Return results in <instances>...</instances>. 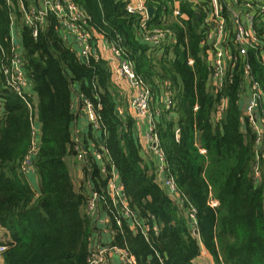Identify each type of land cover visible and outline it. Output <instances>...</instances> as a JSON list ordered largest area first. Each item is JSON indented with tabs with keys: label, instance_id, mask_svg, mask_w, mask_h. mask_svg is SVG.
Masks as SVG:
<instances>
[{
	"label": "trees",
	"instance_id": "16d2710c",
	"mask_svg": "<svg viewBox=\"0 0 264 264\" xmlns=\"http://www.w3.org/2000/svg\"><path fill=\"white\" fill-rule=\"evenodd\" d=\"M30 1L25 0L26 6ZM71 1L88 17L89 32L121 49V60L131 61L137 78L149 88L154 135L179 199L174 201L160 185L156 167L147 165L136 119L119 114L124 99L109 62L80 57L54 15L39 26L35 38L24 23L20 0L11 5L0 0V226L10 238L3 263L87 264L95 230H100L87 213L90 197L97 193L99 208L110 219L112 241L104 246L128 251L136 264H198L203 256L214 264H264V160H257V137L239 104L242 73H235L222 90L212 85L196 33L197 12L186 0H179L187 16L180 21L172 15L174 0L147 1L156 9L148 29L168 27L176 33L172 54L169 47L156 50L161 54L149 52V44L140 39V17L128 12V0ZM12 16L32 109L7 87L1 71L14 47ZM260 28L264 32V24ZM250 63L264 90L262 63L255 56ZM77 93L80 101L97 107L105 149L106 173L90 158L84 168L88 190L83 189L85 182L76 186L71 164ZM223 99L226 109L217 122ZM36 124L40 138L32 157L38 183L34 190L23 164L34 147ZM88 134L93 139V131ZM112 167L146 234L123 213L118 216L107 191ZM211 199L217 207L210 205Z\"/></svg>",
	"mask_w": 264,
	"mask_h": 264
},
{
	"label": "built area",
	"instance_id": "2783aa9c",
	"mask_svg": "<svg viewBox=\"0 0 264 264\" xmlns=\"http://www.w3.org/2000/svg\"><path fill=\"white\" fill-rule=\"evenodd\" d=\"M12 1L8 0V4L11 5ZM147 1L139 0L137 3H133L128 0L127 10L129 13L140 17V25L143 29L140 35L149 44V52L156 53L159 48L169 47L172 53L177 43L176 33L168 27L164 29H148V21L151 19L148 17ZM186 3L197 12L199 25L196 33L201 36V45L207 55V64L211 69L210 78L212 85L222 90L226 83L230 84L233 82L235 73H242L243 75L239 104L249 127L257 137V160H264V152L261 151L264 140V90L262 85L254 80L253 66L250 63L251 57L255 56L264 67V32L260 28L264 24V0H186ZM20 5L21 11L24 12V23L33 29L35 38L38 37L39 26L44 23L49 15H54L61 25L64 38H72L74 46L79 47L77 52L80 57L86 60L91 57L100 59L93 48V36L88 30V17L71 0H31L28 6H26L25 0H20ZM179 6L180 2L178 1L173 14L174 18L178 21L187 19V16L181 13ZM14 23L15 19L12 16L11 28L13 31ZM15 40L18 39H12V42L14 43ZM109 44L114 57L120 61L116 74L132 82L135 95L131 105L136 111L137 122L141 124L148 123L150 126L147 137L148 145L151 152L159 159V171L162 172H160L158 181L171 196L179 197L178 187L174 179L169 178L167 175L163 176L164 173L166 174L164 156L160 150L158 139L154 135V115L150 106L151 92L144 82L137 78L133 63L129 60H121L120 57L123 51L111 43ZM16 46L14 45L11 57H8V62H3L1 71L7 87L17 93L28 105L29 109H32L28 98L31 87L25 73L24 60ZM160 52L162 53V51ZM189 64L192 66L194 61L190 59ZM165 100L169 109L172 106L170 94L167 93ZM226 104L227 101L223 99L217 113V121L219 122L226 109ZM82 108L88 123L93 128L100 130L101 125L97 107L86 99L83 101ZM1 109L2 103L0 102V113ZM38 134L39 131L35 128L34 147L23 164V171L26 168L24 172L28 177L35 173L32 167V157L37 151V144L40 138ZM104 150V146H101L93 151L94 161L104 162ZM76 151L79 155H82V152L84 153L85 151L84 146H76ZM203 152L205 151L203 150ZM101 171L106 173V168L103 166ZM255 171L258 177L259 168H256ZM110 176L111 179L108 183L107 191L113 205L118 208V216H120L122 211L126 219L134 221L135 229L137 228L143 234H146L147 229L139 223L140 221L129 209L124 195V186L115 167H112ZM210 205L215 208L218 206V202L211 199ZM99 207L100 196L97 193H93L87 206V213L92 218H95L97 223L105 224L108 228L110 219H103L99 216ZM117 223L121 225V221ZM108 231H110L109 228ZM6 250V243H0V256ZM113 255H117L123 264H136L135 257L128 251L116 246L111 247L110 245L106 247L92 245L87 264H108L110 257Z\"/></svg>",
	"mask_w": 264,
	"mask_h": 264
},
{
	"label": "crops",
	"instance_id": "0c3cea01",
	"mask_svg": "<svg viewBox=\"0 0 264 264\" xmlns=\"http://www.w3.org/2000/svg\"><path fill=\"white\" fill-rule=\"evenodd\" d=\"M131 1L133 3H137L139 0H131ZM178 1L179 0H174L172 15L174 14V11L176 9ZM155 13H156V9H155ZM173 18H174V16H173ZM11 36H12V39H18V36L15 32V29L13 31L11 28ZM17 41H19V39ZM67 41L69 42L70 46L74 49L75 52H77V50H79V47L74 46L72 38L67 39ZM14 45H15V42H14ZM93 48L98 53L100 58L109 62V64L111 65V68L113 70V75L115 77V80L118 83V87L121 90L120 91L121 96L124 99V108L119 109V114L121 116H124L125 113H128L130 116H132L133 118L136 119V111L131 105V102H132L133 97L135 95V91H134L132 82H130L128 79L121 77V76H118L116 74V71L120 65V61L114 57L109 42L107 41V39H105L102 36H98V35L93 36ZM201 48H202V45H201ZM170 54H172V53L170 52ZM222 102H223V100L221 101V104H222ZM82 107H83V100L80 101L79 93H77V100L75 102L74 108L76 109L78 118H77V122L73 126V131H72L73 132L72 133V140L74 142L75 149H74V155H73V159L71 161V164H72V170L74 173V178L76 180L75 181L76 186L78 188H80L81 185L85 182L83 189L88 190L89 187H91V186H89L88 181L85 179L84 168L88 164V160L92 159V161H94V157H93L92 153L95 149H98L101 146H103V142L100 140L101 131L99 129H95L93 127L91 129L90 124L88 123V121L86 119V115H85ZM2 114H3V112L1 110L0 115H2ZM243 115H244V113H243ZM136 121H137V119H136ZM216 121H217V115H216ZM217 122H219V121H217ZM137 125H138V130H139V141H140L141 147H142V149H141L142 155L144 156V159L150 168H152V167L154 168V166L156 167L157 178L159 179V176L162 173L161 171H159L160 161L157 158V156H155V154L151 152L149 145H148V138L147 137H148L150 126L148 123L141 124L139 122H137ZM35 128L39 131V135H40V125L36 124ZM90 130L93 131V139H90V137H89L90 135L88 133L90 132ZM78 143L80 145L84 146L85 151H84V153L82 152V155H79L76 151V146H80ZM261 151L264 152V140L262 142ZM98 163L100 164L101 168L104 166L103 162L98 161ZM163 176H166V174L164 173ZM29 179L31 180L30 183H31L32 187L34 188V190H37L38 189L37 175L31 174L29 176ZM172 199L174 201H176L179 198L175 196ZM119 209H120V207H119ZM120 213H122V211ZM99 216L103 219L108 218L104 210L99 211ZM93 219H94V228L96 229V227H98L100 229L99 231L95 230L93 245H96V246L108 245L109 242L112 241V235H111V233H109L107 225L97 223V220L95 218H93ZM137 220L140 221L139 219H137ZM131 221H133V220H131ZM139 223L143 224L141 221ZM9 241H10V238H9L8 232L0 226V243H8ZM202 258H209V257L203 256ZM201 259H198L195 263L198 262V264H201ZM0 264H4L2 256H0ZM108 264H123V262L121 261V259L117 255H113L110 257Z\"/></svg>",
	"mask_w": 264,
	"mask_h": 264
},
{
	"label": "rangeland",
	"instance_id": "374dc122",
	"mask_svg": "<svg viewBox=\"0 0 264 264\" xmlns=\"http://www.w3.org/2000/svg\"><path fill=\"white\" fill-rule=\"evenodd\" d=\"M140 39H141L142 41H144L142 35H140ZM156 54H161V52H160V51H156ZM24 171H26V168L24 169ZM24 171H23V173L25 174ZM201 264H214V263H213L212 260H210L209 258H202V259H201Z\"/></svg>",
	"mask_w": 264,
	"mask_h": 264
},
{
	"label": "water",
	"instance_id": "95a60500",
	"mask_svg": "<svg viewBox=\"0 0 264 264\" xmlns=\"http://www.w3.org/2000/svg\"><path fill=\"white\" fill-rule=\"evenodd\" d=\"M147 12H148L149 19H152L154 17V15H155V8L154 7H148L147 8ZM14 42H15V45H18V41L17 40H15Z\"/></svg>",
	"mask_w": 264,
	"mask_h": 264
}]
</instances>
